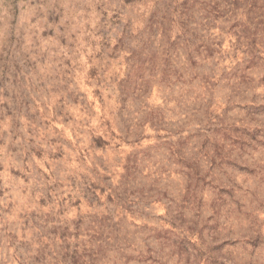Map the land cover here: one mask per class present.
Listing matches in <instances>:
<instances>
[{
  "label": "rangeland",
  "instance_id": "rangeland-1",
  "mask_svg": "<svg viewBox=\"0 0 264 264\" xmlns=\"http://www.w3.org/2000/svg\"><path fill=\"white\" fill-rule=\"evenodd\" d=\"M262 1L0 0V264H264Z\"/></svg>",
  "mask_w": 264,
  "mask_h": 264
},
{
  "label": "trees",
  "instance_id": "trees-1",
  "mask_svg": "<svg viewBox=\"0 0 264 264\" xmlns=\"http://www.w3.org/2000/svg\"><path fill=\"white\" fill-rule=\"evenodd\" d=\"M263 3V6H264V1H262ZM256 27H259V28H263L264 27V18H258L257 19V24H256ZM102 136H98L96 137V140H102Z\"/></svg>",
  "mask_w": 264,
  "mask_h": 264
}]
</instances>
